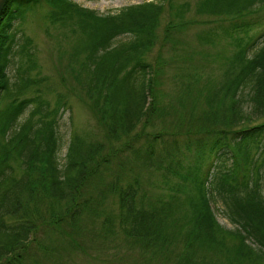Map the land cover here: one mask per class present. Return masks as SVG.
I'll use <instances>...</instances> for the list:
<instances>
[{
  "label": "trees",
  "instance_id": "16d2710c",
  "mask_svg": "<svg viewBox=\"0 0 264 264\" xmlns=\"http://www.w3.org/2000/svg\"><path fill=\"white\" fill-rule=\"evenodd\" d=\"M174 4L152 0L99 14L73 0H7L0 13V99L4 92L10 99L0 106V264H71L66 255L79 253L98 260L90 250L125 248L122 240L138 264H264V0L198 3L196 17L212 21L196 33L198 45L228 40L233 48L207 95L211 121L197 130L178 120L155 126L149 117L170 110L156 101L172 62L164 51L183 65L177 60L188 46L178 32L195 24L192 4L181 2L180 16L160 33L170 6L178 12ZM39 6L55 24L74 18L82 33L76 78L104 129L99 139L73 136L64 159L57 116L66 102L51 108L38 88L21 96L37 85L30 40L18 45L28 65L12 84L9 76L15 24ZM203 64L186 63L183 88L203 77L210 83ZM218 199L235 228L219 222Z\"/></svg>",
  "mask_w": 264,
  "mask_h": 264
},
{
  "label": "rangeland",
  "instance_id": "374dc122",
  "mask_svg": "<svg viewBox=\"0 0 264 264\" xmlns=\"http://www.w3.org/2000/svg\"><path fill=\"white\" fill-rule=\"evenodd\" d=\"M78 4L95 10L99 14L116 13L120 9L131 5L145 1L152 0H73ZM156 1V0H154ZM160 1V0H158ZM166 0V4L168 5ZM192 4V9L188 13V17L195 24L188 25L187 27L179 30V35L183 43L188 46L187 52L182 59L177 60L184 63L183 65L175 64V60H172L174 56L173 50L168 48L164 53L170 56V66L165 69L164 82L157 87L156 101L161 106L170 108L169 111H163L158 113L153 109L149 111V117L153 118L155 126L161 121L163 123H171L178 120L184 128L200 129L209 123L210 118L208 113L210 108L207 102V95L218 88L219 81L223 79L224 73L227 70L228 54L232 51L233 46L228 40L218 41L208 46H199L197 40V32L203 30L207 25H212L204 19H208V15L200 16L198 13V3L201 0H174V8L178 10V6L181 2ZM185 7V5L183 6ZM177 14L172 12L171 6L169 11L163 16L162 23L159 32H163L168 26L172 17L178 18ZM173 14V15H172ZM180 16V15H179ZM196 17V18H195ZM215 18V17H214ZM199 22H197L198 20ZM216 19V18H215ZM189 20V19H188ZM69 22L62 24L53 23L48 17V11L46 7L39 6L33 9L27 14L24 22L18 21L15 24L13 32L15 34V44L13 46V64L9 67V76L11 84L16 80V74L20 67L28 65V60L25 54H21L18 45L24 43V41L30 40V45L35 46V64L34 70L30 71L31 77L36 80V86H31L23 95L34 96L38 88L40 95L44 101H49L50 107H56V103L65 101L66 109L60 111L58 114V129L62 137L63 146L60 151V156L64 159V156L68 150V146L71 139L76 134L88 135L91 138L99 139L104 134V129L100 123V118L97 115L93 100H91L86 92L82 89L78 79L76 78V70L78 61L75 59L74 51L76 50L79 41L82 38V33L79 29L75 28L74 18L68 20ZM183 27V26H182ZM159 44L153 50L151 56H155L159 50ZM195 50H201L202 56L190 57V53ZM192 50V51H191ZM234 52V51H233ZM232 52V53H233ZM184 55V54H183ZM228 55V56H227ZM209 57L207 61L203 59ZM176 58H181L180 55H176ZM174 61V62H173ZM193 61L198 64L202 61L205 66L206 74L211 79L210 83H206L204 77L199 79L198 82H193L190 88L185 89L182 87V81L179 80L181 74L189 69L186 63ZM173 63V64H171ZM183 71V72H182ZM190 72V71H189ZM187 74V73H186ZM84 75V74H82ZM205 76V77H207ZM184 86V84H183ZM9 94L4 92L1 95L0 106L3 107L9 101ZM31 107L21 116L20 122H22L30 113ZM162 114H166L165 117H161ZM217 119L223 122V112L217 115ZM150 121V120H149ZM148 121V122H149ZM214 121V120H213ZM151 127L150 129H152ZM212 206L217 215L219 222L229 228H235V224H232L224 214V207L220 199L213 200ZM114 242H121L120 239ZM113 243V242H108ZM120 245L113 248L111 244L108 247L101 249L90 250L92 254L100 255V259L94 260L87 253L66 255L65 258H69L71 264H138L136 263V256H132L125 252L127 244L122 240L123 246ZM90 249L93 247L90 245ZM97 248V246H96ZM128 249V248H127ZM133 249V248H131ZM134 254H139L137 248L133 249ZM212 254V253H208ZM46 264H55V260H46ZM141 264V262H139Z\"/></svg>",
  "mask_w": 264,
  "mask_h": 264
},
{
  "label": "water",
  "instance_id": "95a60500",
  "mask_svg": "<svg viewBox=\"0 0 264 264\" xmlns=\"http://www.w3.org/2000/svg\"><path fill=\"white\" fill-rule=\"evenodd\" d=\"M7 0H0V13L2 12Z\"/></svg>",
  "mask_w": 264,
  "mask_h": 264
}]
</instances>
